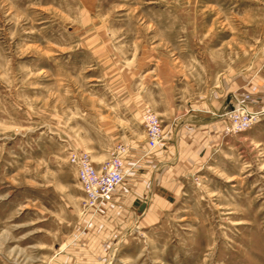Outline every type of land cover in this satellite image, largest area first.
<instances>
[{
	"label": "rangeland",
	"instance_id": "374dc122",
	"mask_svg": "<svg viewBox=\"0 0 264 264\" xmlns=\"http://www.w3.org/2000/svg\"><path fill=\"white\" fill-rule=\"evenodd\" d=\"M263 58L264 0H0V264H78L89 222L70 153L129 151L152 103ZM167 199L102 264H264V116L238 133L218 117L217 148Z\"/></svg>",
	"mask_w": 264,
	"mask_h": 264
},
{
	"label": "crops",
	"instance_id": "0c3cea01",
	"mask_svg": "<svg viewBox=\"0 0 264 264\" xmlns=\"http://www.w3.org/2000/svg\"><path fill=\"white\" fill-rule=\"evenodd\" d=\"M264 92V58L258 68L246 76H230L224 88L196 96L174 105L164 98L163 105L151 110L161 117L162 140L151 151L145 134L127 138L129 151L123 155L124 181L112 193L109 202L96 210L84 209L89 222L87 235L78 246V264H102L111 250L112 240L128 229L154 224L192 169L206 161L218 146V117L228 107L232 93L257 95ZM167 97L166 95H164ZM102 160H94L99 168Z\"/></svg>",
	"mask_w": 264,
	"mask_h": 264
},
{
	"label": "built area",
	"instance_id": "2783aa9c",
	"mask_svg": "<svg viewBox=\"0 0 264 264\" xmlns=\"http://www.w3.org/2000/svg\"><path fill=\"white\" fill-rule=\"evenodd\" d=\"M228 103V109L220 117L227 121V129L230 132L244 131L264 116V92L257 95H231ZM141 117L145 129L146 148L151 151L162 140L161 122L149 109L144 110ZM127 151L126 146H118L99 168L93 165L88 153H70L68 161L75 169L77 181L83 193L85 209L96 210L110 201L116 187L126 178L123 172V155Z\"/></svg>",
	"mask_w": 264,
	"mask_h": 264
}]
</instances>
